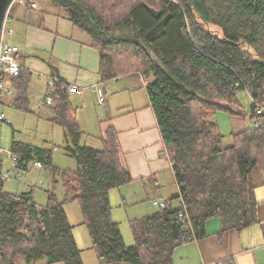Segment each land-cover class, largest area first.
<instances>
[{"label": "trees", "instance_id": "16d2710c", "mask_svg": "<svg viewBox=\"0 0 264 264\" xmlns=\"http://www.w3.org/2000/svg\"><path fill=\"white\" fill-rule=\"evenodd\" d=\"M72 26L100 55L101 81L140 74L179 185V207L164 208L131 223L135 243L125 244L112 218L110 192L131 184L110 127L102 148L83 144L69 87L58 82L51 121L65 130L75 171L52 169V152L22 142L10 148L15 166L35 160L60 174L63 201L54 192L41 207L31 194L4 188L0 160L1 264H83L65 204L79 202L100 264H173L175 250L206 236L207 221L242 230L258 222L251 174L264 170V0H54ZM17 4V5H16ZM15 0L8 18L14 20ZM33 76L8 79L21 108L29 104ZM60 81V80H59ZM252 98L255 123L225 146L217 113L246 115L238 93ZM48 98V97H47ZM1 159V158H0ZM181 214H184L181 217Z\"/></svg>", "mask_w": 264, "mask_h": 264}, {"label": "crops", "instance_id": "0c3cea01", "mask_svg": "<svg viewBox=\"0 0 264 264\" xmlns=\"http://www.w3.org/2000/svg\"><path fill=\"white\" fill-rule=\"evenodd\" d=\"M17 1L19 6L13 14L23 26L20 31L25 43L23 48L16 46L19 47L18 58L24 70L45 79L47 97L52 89L49 86L51 77L69 87L72 96L82 97V102L93 93L98 95V103L104 113L103 119H96L98 128L94 126L99 137L88 136L90 142L83 140L84 145L102 148L110 127H114L118 134L121 164L130 172L133 182L110 192V202L115 200L118 203V208L112 213L114 222L120 226L122 221L119 218H124V221L127 218L131 224L156 212L159 208L156 203L159 202L179 207V185L172 157L163 142L143 77L129 74L103 83L99 74V52L90 45L83 32L72 26L54 0L49 1V7L41 14L35 15L31 11L38 7L37 3ZM50 16H53L56 28L51 27L53 22L45 20ZM61 23L63 31L60 30ZM78 90L80 94H77ZM46 96V104L52 107ZM6 104L11 105L6 102L1 106ZM78 120L81 131L89 132L85 118L78 116ZM2 162L4 166L3 159ZM251 180L258 204V222L239 231L223 228L218 217L211 219L206 223L204 238L195 239L175 250L173 264H264V170L256 168ZM122 235L125 241L123 232ZM78 247L82 250L83 264H100L91 237L90 242Z\"/></svg>", "mask_w": 264, "mask_h": 264}, {"label": "rangeland", "instance_id": "374dc122", "mask_svg": "<svg viewBox=\"0 0 264 264\" xmlns=\"http://www.w3.org/2000/svg\"><path fill=\"white\" fill-rule=\"evenodd\" d=\"M31 1L32 3L34 2L38 5L37 8H32L33 10L31 12L34 15L41 14L42 11L50 5V0ZM45 20L48 23L53 22L51 27H55L53 16L46 17ZM62 26L63 25L61 23V31H63ZM22 27L23 26L20 25L16 19L12 20V22L7 25V28L13 30L14 32V36L10 38V41L15 45L18 44L21 48H23V43H25L22 36L23 33L20 31V28ZM17 30L21 33V36L18 35ZM45 89V79H39L34 75L29 88L28 105H25L23 108H17L8 104L3 106L0 104V110L5 113L7 120L10 121L9 124L4 123L2 125L1 145L7 152L10 151L14 142H22L43 150H50L52 152V169L58 170L59 172L75 171L77 169V162L74 158L68 156L67 154L65 130L51 121L52 117L50 116H53V108L46 104ZM237 98L240 102L242 111L246 115L244 118L230 116L225 111H221L216 115L219 130L224 136L223 143L225 146H230L233 143L234 134L250 128L254 124L250 118L252 112L251 96L248 92L244 91L238 93ZM70 100L73 107H79L77 110V118L78 116L84 117L87 122V126L85 127L89 132L84 133L83 140L85 142H90L89 137H99V132L96 129V127L98 128L96 119L97 117L99 120L103 119L104 113L101 112L103 108L102 105H99L98 103V95L93 93L91 97L86 98L85 102L81 101L82 97H79L78 95H71ZM77 103L78 105L76 106ZM81 121L83 124V119H81ZM78 124L80 126L79 120ZM95 125L97 126L94 127ZM81 127L84 128V125ZM2 159L4 161L2 169L3 176L6 172L13 174V177L10 179H5L4 188L7 193L31 194L33 200L41 207H45L47 205L50 192H54L59 201L64 200L65 188L62 184L60 174H57L55 181H53L50 175L51 170L44 163L41 164L38 160H35L30 164L29 169L25 171L17 168L15 163L9 159L7 153L3 154ZM116 205H118V203L115 200L111 201L112 213L114 209L118 208ZM65 210L70 223L75 226L74 235L79 241L78 245H86L90 242V236L86 225L83 224L84 214L82 206L79 202H68L65 204ZM119 219V221H122L120 229L124 234L126 244L133 245L135 240L130 221L127 218H125V221L123 220L124 218ZM91 254L93 253L91 252ZM57 264L65 263L60 262Z\"/></svg>", "mask_w": 264, "mask_h": 264}, {"label": "built area", "instance_id": "2783aa9c", "mask_svg": "<svg viewBox=\"0 0 264 264\" xmlns=\"http://www.w3.org/2000/svg\"><path fill=\"white\" fill-rule=\"evenodd\" d=\"M10 22L11 21L7 16L4 22L2 40L0 44V104L10 102L12 106L19 108L20 105L16 104L15 102L16 92L12 88L8 79L20 75L24 70V67L22 66L18 58L19 47L10 41V38L14 36L13 30L7 28V25ZM58 82L59 80L57 78L51 77L49 79L50 88H54ZM80 93L81 91L78 90L77 94ZM47 101L49 104H52L51 96H48ZM262 112H264V107H262L261 105H257L253 113L260 114ZM4 123L9 124L10 121L7 120L5 113L0 110V158L2 159L3 154L7 153L9 159L13 163H16L18 160V156L16 154H13L11 151L7 152L6 149H4L1 145V128ZM254 124L256 126L258 125V123L256 122ZM4 174V179H10L11 177H13V174H11L10 172H6ZM156 205L159 208H164L166 206V203L159 202L156 203ZM183 215L184 214H181V217Z\"/></svg>", "mask_w": 264, "mask_h": 264}, {"label": "water", "instance_id": "95a60500", "mask_svg": "<svg viewBox=\"0 0 264 264\" xmlns=\"http://www.w3.org/2000/svg\"><path fill=\"white\" fill-rule=\"evenodd\" d=\"M14 2L15 0H0V44L2 40L4 22Z\"/></svg>", "mask_w": 264, "mask_h": 264}]
</instances>
